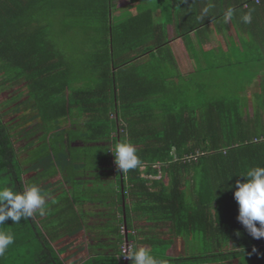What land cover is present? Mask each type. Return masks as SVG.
<instances>
[{
  "label": "trees",
  "instance_id": "16d2710c",
  "mask_svg": "<svg viewBox=\"0 0 264 264\" xmlns=\"http://www.w3.org/2000/svg\"><path fill=\"white\" fill-rule=\"evenodd\" d=\"M126 6H136L135 14L114 17ZM262 8L264 0H0V93L22 88L0 104V187L21 192L36 184L47 208L44 216L0 226L15 238L0 264H132L124 260L126 244L168 264H264V238L253 239L237 221L234 199L237 181L264 167V77L253 112L242 97L194 105L170 47L181 39L194 48L195 34L201 48L210 42L202 35L223 30L228 9L239 27L243 12ZM71 33L80 35V53L69 48ZM210 55L194 59L199 71L218 69L226 58ZM248 69L252 82L261 70ZM23 96L33 117L22 125L36 121L43 130L18 133L6 120L3 111ZM77 125L75 143L93 178L64 186L72 157L61 134ZM121 142L141 160L127 172L112 154ZM25 168L41 170L39 179ZM95 205L108 214L101 226L88 221ZM84 230L106 241L75 243ZM187 241L200 252L178 255ZM85 247L102 253L77 255Z\"/></svg>",
  "mask_w": 264,
  "mask_h": 264
},
{
  "label": "rangeland",
  "instance_id": "374dc122",
  "mask_svg": "<svg viewBox=\"0 0 264 264\" xmlns=\"http://www.w3.org/2000/svg\"><path fill=\"white\" fill-rule=\"evenodd\" d=\"M168 4V1H165V5ZM136 6H126V7H122L121 9H119L118 11L115 12L114 17H117V15H121V17L119 19H121L120 21H123L127 18H129L130 16H132L133 14H135V11L137 10V7L135 9ZM224 22V21H223ZM226 23V22H224ZM223 29L226 31V26L223 25L222 26ZM62 30V29H60ZM58 30L56 29L55 32H57ZM63 31V30H62ZM60 34V31H58ZM227 32V31H226ZM79 36L78 34L74 35V34H69L68 37L69 39H67L68 43H72L71 44V48L72 52L77 51L78 53H80V50H82V45L78 42H76L77 40H79ZM77 37V39L75 40V38ZM228 36H226L227 38ZM229 40V38H227ZM72 40H74V42H72ZM67 43V44H68ZM184 44V42H183ZM70 45V44H69ZM181 46V45H180ZM232 46V45H230ZM174 51H176L178 49V45H171V49ZM203 48V47H202ZM75 49V50H74ZM189 50V54L190 57L194 60L196 59H201L203 57V52H206V50L201 49V52L198 53L196 50V48H187ZM212 50L217 51L220 53V50L216 49V48H212ZM76 54V55H80V54ZM176 55L178 56L177 59L180 62V67H181V71H189L193 65L194 67V72L196 71V74H193L191 77L188 76V74L190 73V71L188 72H183L185 78H187V80L190 79V81L186 82L185 85V90L184 92L186 93V95H188L189 101L192 104H203L205 101L211 99V98H216V99H234V98H240L242 97L243 100L246 99V108L249 110L255 111V107L258 105V103L255 102L254 99V94L258 92L259 89H261L260 87V81L254 82V81H250L248 80L250 76V70L248 69L249 64H247V62H245V64L243 65V67H240V64L235 63L234 64H229V62L226 61H230V60H226V58H224V56H222L223 61L219 60V66H221L218 69H213V68H205V71H199L200 67L198 66L197 63L192 62L189 60V58L186 56L185 53L182 52V55H178L176 53ZM212 56V55H210ZM213 60V59H211ZM207 64V63H206ZM215 62L209 63V66H214ZM229 64V65H228ZM231 66V67H228ZM198 72H200L198 74ZM178 73V72H177ZM255 74L257 75V73L255 72ZM255 75V77H256ZM264 74H261L260 77L262 79V76ZM264 77V76H263ZM254 80V79H253ZM189 82V83H188ZM201 85L202 88H199V86ZM187 86V87H186ZM258 87L255 89V87ZM254 87V88H252ZM189 89V90H188ZM20 91H22V88L19 87L17 89L12 90V94L10 95H6L7 93H0V104L4 103L5 101H7L9 98L13 97L14 95H17L18 93H20ZM241 99V98H240ZM27 97L23 96L18 98L16 101H14V103H12V105L10 106V108H7L3 111V113L6 116V120L8 122H10L11 127L14 126V130L17 131L18 133H22L23 131V127L26 131L31 130L32 128H37V130L35 131H41L44 129L43 126H40V123L38 122H33L28 120V124L25 123L24 126L22 125V122L25 121L26 119L24 118H29L31 119L33 116L30 115V112H28V110L30 109V106H27ZM23 104H26L24 107ZM22 107V110L20 109ZM27 107V108H26ZM28 109V110H27ZM21 110L20 113H18L17 111ZM251 112V113H252ZM24 119V120H22ZM16 122V123H15ZM27 126V128H26ZM72 130H70L69 128L65 129L64 132L61 134V136H64V141L67 144V150L66 153L67 155L69 154L72 158L71 163H69V165L63 170V173L66 171V176L64 178L63 183L64 186H67V182L69 180H71L72 178H74V180L78 181L77 183L83 184L84 186H87L86 183L90 180H92L93 176V172L90 171V169H88L87 166V160H83L81 157L82 154L80 153L81 150H83V147H81L82 145H80V148H78L79 146L77 145V143H75V141H78V139H80L79 135L74 134V131L78 132L77 130L80 129V127L74 126L71 128ZM20 130V131H19ZM24 135V134H23ZM22 135V136H23ZM20 137L19 135H16V138ZM21 139V137H20ZM21 143L23 144L24 141H21ZM60 146V144H59ZM41 147V145H40ZM60 148V147H59ZM61 149V148H60ZM80 149V150H79ZM62 153H65V151L61 150ZM28 156V152L25 153L24 158H26ZM49 160V159H48ZM43 161H47V160H38L37 162L42 163ZM68 161H70V158L68 159ZM32 164H38L36 161H29ZM55 161L51 162V165H48V168L46 169L48 172H53V169H55L56 164H54ZM66 163V162H65ZM54 164V165H53ZM31 165V164H30ZM86 167V168H85ZM27 168V167H26ZM25 168V172L27 174H32L33 173V179L38 180L40 177V174L42 173L41 170L38 171V169H36L34 171ZM29 170V171H28ZM38 172H40L39 174H37ZM92 172V174H91ZM69 179V180H68ZM36 185V184H35ZM77 188H80L79 185H77ZM91 207V206H90ZM89 212L90 210L91 215L89 214L88 216V221L91 222L92 225L94 226H101L104 224V220L107 217V213L106 211H102L103 213H97V211H100L101 208L99 206H92V208H88ZM97 210V211H96ZM78 234V235H77ZM76 235V239H75V243H80V242H84V244L87 242L94 244L96 242H105L106 241V236H102L101 232H88V231H80L79 233L77 232ZM87 235L86 239L85 236ZM83 236V237H82ZM74 242L72 244H75ZM65 245L68 244L66 243ZM185 244L182 245V249L180 254L178 255H189V254H197L198 252H200V247L194 246V242H188L187 241V245L184 246ZM83 246V245H82ZM185 247V248H184ZM102 253V251H98L97 249H93V250H88L87 247H85L84 250H82L81 252L78 251L76 252L77 255L81 254L84 255V257L88 254V253ZM72 253H75L74 251ZM75 253V254H76ZM80 255V256H81ZM82 257V256H81ZM225 264H249L247 260H239V261H233V262H228Z\"/></svg>",
  "mask_w": 264,
  "mask_h": 264
},
{
  "label": "clouds",
  "instance_id": "9594fccd",
  "mask_svg": "<svg viewBox=\"0 0 264 264\" xmlns=\"http://www.w3.org/2000/svg\"><path fill=\"white\" fill-rule=\"evenodd\" d=\"M233 15V10L228 9L224 15L225 22L231 21ZM241 19L245 24L251 23L252 11L249 10ZM112 154L121 172L135 169L141 164L135 147L130 143H117ZM242 177L245 182L237 181L234 191V199L239 208L237 221L253 239L259 240L264 238V167L251 168ZM37 212L41 216L47 212L45 198L37 186L31 185L21 192L0 187V226L9 219L13 224H18L22 219L30 218ZM14 242L12 233L0 230V257L5 255ZM255 251L253 248V252ZM126 257L132 264H168L167 260H158L143 247L135 248L130 245Z\"/></svg>",
  "mask_w": 264,
  "mask_h": 264
},
{
  "label": "crops",
  "instance_id": "0c3cea01",
  "mask_svg": "<svg viewBox=\"0 0 264 264\" xmlns=\"http://www.w3.org/2000/svg\"><path fill=\"white\" fill-rule=\"evenodd\" d=\"M262 9L261 10L254 9L252 11L251 23L245 24L242 22V19H240L241 24L238 27L233 25L234 23L233 20L231 19V21H228L225 24L227 32L224 29L214 30L213 28V32L210 35L208 34L204 35L205 38H203L202 35L203 41H206L207 38L208 40L210 39V42L208 44H205L203 48L202 47L200 48L197 36L195 34H192L191 38L192 41L194 42L193 47L194 49L196 48L195 51L200 53L201 49H204L206 50L207 53H211L212 56H219L221 54H224L227 60L231 59L235 63H239V61L242 60L244 62H247V64H251L257 70H261L260 75L264 74V9L263 10ZM244 14L245 12H243L242 16ZM117 17L120 18L121 15L118 14ZM157 19L159 20V17ZM168 30H169V38L172 39L174 37L173 27L169 26ZM226 36H228L227 38H229V40L226 38ZM173 44L178 45V49L176 51H174V48L172 50L178 62L177 75H181L185 78L183 72H185L186 70L181 71L180 62L177 59L178 56L176 55V53L178 55H182V52L185 53L186 56L191 61V63L194 62V60L190 57L189 50L186 49V46L185 44H183L181 39L173 41L170 44V47ZM213 47L218 50L221 49L220 53L212 50ZM191 66L192 68L189 70L190 71L189 74L194 72V67L193 65ZM260 75H256L253 81L257 83L261 81L262 79ZM256 88L258 87H255V89Z\"/></svg>",
  "mask_w": 264,
  "mask_h": 264
},
{
  "label": "built area",
  "instance_id": "2783aa9c",
  "mask_svg": "<svg viewBox=\"0 0 264 264\" xmlns=\"http://www.w3.org/2000/svg\"><path fill=\"white\" fill-rule=\"evenodd\" d=\"M253 1H255V3L257 5L260 4V0H253ZM261 141L264 142V140H261ZM128 248H129V245H127V244L123 247V253H124L125 257H126V253H127ZM124 260H127V257Z\"/></svg>",
  "mask_w": 264,
  "mask_h": 264
},
{
  "label": "water",
  "instance_id": "95a60500",
  "mask_svg": "<svg viewBox=\"0 0 264 264\" xmlns=\"http://www.w3.org/2000/svg\"><path fill=\"white\" fill-rule=\"evenodd\" d=\"M124 220H125V218H124Z\"/></svg>",
  "mask_w": 264,
  "mask_h": 264
}]
</instances>
